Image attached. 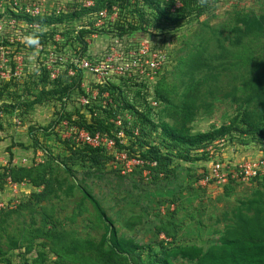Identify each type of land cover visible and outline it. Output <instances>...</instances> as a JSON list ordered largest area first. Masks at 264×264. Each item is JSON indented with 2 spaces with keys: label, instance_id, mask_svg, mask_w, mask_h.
I'll return each mask as SVG.
<instances>
[{
  "label": "rangeland",
  "instance_id": "rangeland-1",
  "mask_svg": "<svg viewBox=\"0 0 264 264\" xmlns=\"http://www.w3.org/2000/svg\"><path fill=\"white\" fill-rule=\"evenodd\" d=\"M78 1L58 0V4L63 3L70 9L78 7L65 14H77L65 16L59 23L42 25L49 41L42 33L29 32L25 38L13 27L9 28L8 34L15 41L9 42L5 51L10 58L19 56V73L9 79L3 76L4 69L0 71V93L3 92L0 106L10 103L16 106L7 112L0 107V169L25 182L19 194L7 204L10 194L5 174L0 176V196L5 199L0 208V264H56L57 260L68 264L101 263L103 257L90 243L100 240L103 222L79 186L96 198L112 220L118 237L150 246L141 251V264L158 255L161 244L195 243L206 249L237 225L236 212L241 202L256 198L258 192L261 194L258 206L262 208L259 222H264V180L231 181L222 186L199 184L202 162L184 160L179 155L183 148L174 151L165 148L159 129L142 126L143 135L140 126H131L135 118L126 110L120 115L121 123L123 119L126 121L133 136L124 130V141L131 138L139 145L144 139L159 146L161 153L171 158L166 166L133 164L131 171L123 172L111 152L91 155L82 152L81 144L65 150L62 140L74 142L73 133L60 125L63 120L70 125L78 124L73 114L70 118L63 116L70 111V105L65 106V111L61 101L49 99L50 95L48 99L42 98L43 92L55 87V81L39 69L38 58L43 48L39 49L36 43L45 48L53 45L56 51L73 55L82 50L79 31L88 30L83 35L88 44L86 55L101 57L108 44L117 39L107 31L108 20L104 29L95 26V12L99 9L85 10L93 8L97 0L91 7L80 6ZM130 3L134 4L135 0ZM229 4H217L199 18L169 27L157 34L156 39L140 31L125 36L136 42H157L167 52L168 61L158 81L165 99L162 101L155 94L158 105H150L157 119L180 126L186 102L192 117L185 126L194 134L229 124L237 113L247 112L253 120L264 115V0ZM107 6L106 2L103 7L108 12L117 7L118 16V4ZM253 22L256 25H251ZM244 23L249 25L250 32L243 29ZM56 36L59 41L53 40ZM90 78L87 72L83 73V81ZM59 81L70 82L71 78ZM6 83L10 85L5 90ZM135 90L133 87L127 90L130 98ZM35 97L42 100L29 111L16 105L18 100L29 101ZM136 104L141 107L140 97ZM60 115L63 117L56 122ZM31 125L48 128V135L36 132L38 146L33 144L29 133ZM247 138L244 142V137L234 141L251 148L250 153H264V142ZM142 146L147 148L145 144ZM45 147L48 151L42 154ZM10 152L17 163L7 162L6 167L4 161L9 159ZM189 154L196 158L197 150L192 148ZM36 155L39 161L33 160ZM23 157L31 163L23 164ZM244 212L250 216L254 208ZM104 249L108 250L106 243ZM179 262V259L173 260V264Z\"/></svg>",
  "mask_w": 264,
  "mask_h": 264
},
{
  "label": "trees",
  "instance_id": "trees-1",
  "mask_svg": "<svg viewBox=\"0 0 264 264\" xmlns=\"http://www.w3.org/2000/svg\"><path fill=\"white\" fill-rule=\"evenodd\" d=\"M106 2L108 5L107 7L113 4H118L120 7V12L116 21L113 24L109 23L110 29L107 30L109 33L114 36L123 37L140 31L149 33L151 37H155L157 34L163 33V31L169 27H176L187 22L189 19L199 18L203 13L215 7L218 0H182V5L174 12H171L170 8L174 5L175 0H135L134 4H131L130 0H97L93 8H87L85 10L100 9ZM75 14H77V12L63 14L58 17L35 18L33 20L38 21L42 25L54 22L59 23L64 20L65 16L71 17ZM27 20L31 21L29 18ZM251 25L254 26L256 23L253 22ZM152 28L156 29L158 32L151 31ZM243 29L250 32V27L246 23H244ZM87 32L89 31L80 30L78 35L82 42L81 51L85 55L88 54V44L83 38V35ZM42 71L48 78V73L43 69ZM63 78L66 77L62 75L52 80L55 81V87L49 91L43 92L41 96L44 94L42 98L45 99V96H47L46 99H48V95H50L49 99L61 101V108L64 110L66 105H70L71 112L67 111L63 116L70 118L73 114L78 126L87 130L91 135L99 132L101 135L105 134L108 139H113L114 145L111 153L103 149V147H92L86 144L82 145V152L91 155L102 156V153L106 151L110 154L117 151H125L128 158H139L143 160L144 163L155 162L156 167L166 166L171 162V158L161 153L157 145L149 144L144 139H142V142L138 145L134 142V139L130 138L124 141L123 136L120 138L118 137L120 129L123 133L125 130L127 135L133 136V131L126 127L128 125L124 119L122 122L123 126H116L113 122L117 115L120 116L122 114L123 110L132 113L135 119L134 124L131 126H140V132L143 135L145 132L142 130V126L148 125L153 130L159 129L162 137V144L165 148H169L170 151L183 148L184 151L180 152L179 155L184 160L201 159L197 154L195 156L196 158L190 156V149L193 148L197 150L203 145L224 137L225 135L228 136L226 139L231 143H235L234 140L237 138L238 142L241 141L239 140L240 137H244V139H242L243 142L244 140L246 141L247 137L257 143L264 142V115L258 120H253L252 115L247 112L243 114L237 113L229 124H222L211 130L192 134L185 126V122L189 121L192 117V112L187 108L186 102L183 105L182 123L180 126H174L153 116L155 112L148 104L146 96L141 95L139 89L135 88V93H133L130 98V91L122 89L121 85H116L112 82L97 84L93 78H90L88 83L91 82V88L97 90L96 98L93 99L85 92L84 88L80 86V82L83 79L82 72H77L76 75L71 78L70 82L59 81ZM9 85L10 83L4 84L3 89L6 90ZM131 85L133 88L136 86L133 82H131ZM104 93H107L110 101H107ZM155 94L160 100L163 101L165 99L160 92L158 83L155 87ZM2 95L3 92L0 93V96ZM83 96L89 99L87 104H81L79 102V97ZM37 97L39 98V96ZM138 97L142 100V108L136 104ZM38 98L35 97L29 101L22 100L21 102L18 100L16 105L22 106L26 112L29 111L34 104L41 102L42 98ZM0 107L7 112L10 108H15L16 106L14 103H10L2 104ZM63 116L60 115V117L56 119V122ZM159 116L160 115L157 114V117ZM47 129L48 128L42 126L35 127V125L29 127V133L34 145H39L36 132L48 135ZM121 139L123 142H120ZM62 141L67 151L75 149V144H80L76 141ZM69 143H71V145ZM143 144H145L147 148H143ZM47 149V147L43 148V150L46 151L44 154L47 153ZM12 158L13 154L10 152L8 160L10 161ZM3 174H5V176L9 175L3 172L1 176H4ZM11 178L15 181H22L20 178H13L12 176ZM79 188L83 193V197L91 203L103 222L104 232L100 240L96 244L90 243L95 247L100 256L103 257L102 262L99 264H141V251H144L146 248L149 249L150 246L138 245L131 240L118 237L112 220L106 215L96 198L83 187L79 186ZM260 196L261 194L258 192L256 198L254 197L251 200L241 202V207H239L236 212L238 215L237 225L226 230L225 234L219 237L217 242L209 245L206 249L195 243L174 246L172 243L168 245L161 244L159 254H156L147 264H173L174 259L180 260L178 264H191L193 262L197 264H264V222H259V214L262 208L258 206ZM253 208L254 213L250 216L244 212L250 211ZM105 243L108 245V250L104 249ZM56 264L68 263L57 260Z\"/></svg>",
  "mask_w": 264,
  "mask_h": 264
},
{
  "label": "built area",
  "instance_id": "built-area-1",
  "mask_svg": "<svg viewBox=\"0 0 264 264\" xmlns=\"http://www.w3.org/2000/svg\"><path fill=\"white\" fill-rule=\"evenodd\" d=\"M239 1L241 0H218L217 4L224 3L230 5L229 3ZM57 2L58 0H0V71L2 69L5 70L3 76H7L10 79L19 73V56L10 58L7 55L8 52L6 53L5 51L7 44L15 41L8 34L9 28L13 27L17 33L24 35L25 38L29 32L31 34L42 33L46 35V40L49 41L48 34L42 29V24L33 19L58 17L78 8L75 6L70 9L65 4H58ZM79 2L81 3L79 4L80 6L91 7L94 0H79L77 3ZM71 3L75 5L74 1ZM181 5L182 0H175L170 11L174 12ZM117 17V7H113L111 12H108L106 8L96 10L94 17L96 21L95 26L105 27L106 20L109 21L108 23L113 24ZM28 18L31 21H28ZM116 37L117 39L112 40L103 50L101 57H95L94 55L92 58H89L82 51H78L73 55H67L65 51H56V47L53 45L48 44L45 48V45L37 42V47L39 49L43 48L38 58V67L48 73L50 80H55L62 75L66 78H72L77 72H87L97 84L112 82L116 85H121L122 89L128 90L132 88L131 82H133L136 84L134 88L139 89L141 95L148 98V104L151 107H155L158 105L155 97V87L167 64V52L157 42L149 40L136 42L137 40L129 39L125 36ZM17 39H19L18 36ZM53 40L59 41V37L56 36ZM6 66L9 67L6 68ZM88 85V81L81 80L80 86L84 88L91 98L95 99L97 90L89 89ZM104 96L107 101H110L107 93H104ZM78 100L81 104L89 102V99L84 96L79 97ZM121 120V117L117 115L113 122L116 126H123ZM62 122L60 126H65L67 130L69 129L73 133V141L92 147L104 146L105 149L107 148L106 150L112 152L114 141L113 139H108L105 134L101 135L98 132L91 135L84 128L70 125L64 120ZM16 123L17 125L20 124L18 121ZM122 136L123 131L120 129L118 137ZM121 141L123 142L122 139ZM245 148L243 145L236 142L231 143L228 139L222 137L197 149V155L201 157L199 161L202 162L203 167L198 183L203 186H222L231 181L250 182L264 180V153L255 155L245 151ZM42 151V154H44L45 151ZM112 156L116 163L121 164L123 172L131 171L133 164L144 163L139 158H128L125 151L114 152ZM33 160L39 161L40 158L36 155ZM27 161V158L23 157L22 163L27 164ZM7 162L16 164L17 160L12 158L10 161H4L6 167L8 166ZM28 163H31V161H28ZM149 164L154 165L155 162ZM1 171L3 173V170L0 169V176L2 174ZM24 182L23 180L15 181L9 175L5 176L8 194H10L6 198L7 204L19 194ZM4 200L0 196V208L3 207Z\"/></svg>",
  "mask_w": 264,
  "mask_h": 264
},
{
  "label": "crops",
  "instance_id": "crops-1",
  "mask_svg": "<svg viewBox=\"0 0 264 264\" xmlns=\"http://www.w3.org/2000/svg\"><path fill=\"white\" fill-rule=\"evenodd\" d=\"M244 150H245V151H248V150H249L248 152H251V151H252L251 148H250V149L245 148ZM253 154L258 155V154H260V153H253ZM13 158H15V157H13Z\"/></svg>",
  "mask_w": 264,
  "mask_h": 264
},
{
  "label": "clouds",
  "instance_id": "clouds-1",
  "mask_svg": "<svg viewBox=\"0 0 264 264\" xmlns=\"http://www.w3.org/2000/svg\"><path fill=\"white\" fill-rule=\"evenodd\" d=\"M30 43H34L35 41H29Z\"/></svg>",
  "mask_w": 264,
  "mask_h": 264
}]
</instances>
